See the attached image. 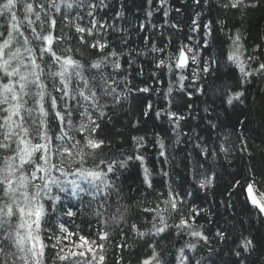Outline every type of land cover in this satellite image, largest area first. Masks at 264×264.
<instances>
[{
    "label": "snow or ice",
    "instance_id": "snow-or-ice-1",
    "mask_svg": "<svg viewBox=\"0 0 264 264\" xmlns=\"http://www.w3.org/2000/svg\"><path fill=\"white\" fill-rule=\"evenodd\" d=\"M145 4L143 22L130 28L127 5L116 10L109 0H0V264H108L109 259L112 264H131L124 251L138 244L145 249L138 264H212L221 244L234 257L227 264H255L251 257L264 248V237L253 236L243 220L228 212L239 193L264 227V148L249 142L248 121L238 118L231 126L235 141L232 132L219 130L226 125L215 122L218 116L207 119L206 141L194 129L192 135L182 130L197 118L196 99L223 92L227 104H244L249 80L264 83V29L251 43L245 35H252L248 23L252 15L264 14V0H191V4L181 0L179 5L173 0H145ZM193 6L196 12L188 17L187 42L172 45L173 35L183 31V14ZM213 8L220 18L203 19L205 10ZM157 12L165 18L159 25L152 20ZM229 14L240 20V27L232 25L234 31L228 29ZM133 31L139 47H133ZM217 32L227 37L226 49L215 43ZM212 47H220V54L206 55ZM145 63L151 66L141 81L145 86L134 85L137 77L145 76ZM221 64L238 69L234 84L222 82ZM177 85L183 106L175 103ZM133 93L160 95L168 101V107L159 109L146 103L132 127L138 128L150 115L161 119L176 136L171 145L154 133L151 140L131 136L130 152L112 151L113 138L104 132L106 122L113 121L117 106ZM213 129L217 139L212 138ZM182 142L193 145L196 161L191 163L192 153L185 150L190 180L178 183L170 148ZM152 147L156 158L170 167L149 166ZM236 152L251 166L245 165L243 179H234L228 186L231 190H226L228 199L219 202L227 213L221 224L195 201L200 192L217 187V157L230 161ZM133 162L143 185L134 205L127 202L121 181ZM85 208L97 225L91 240L76 225ZM201 220L215 223V229L207 230ZM172 229L176 237L192 239L166 261L162 242ZM236 232L241 239L230 247ZM201 250L205 254L198 259L188 254Z\"/></svg>",
    "mask_w": 264,
    "mask_h": 264
},
{
    "label": "trees",
    "instance_id": "trees-1",
    "mask_svg": "<svg viewBox=\"0 0 264 264\" xmlns=\"http://www.w3.org/2000/svg\"><path fill=\"white\" fill-rule=\"evenodd\" d=\"M109 3L113 5L114 9L119 10L122 4H126L127 7L125 9L126 17H127V25L131 28L137 21L143 22L144 20V12L143 8H146L145 0H109ZM173 3L179 5L181 0H173ZM188 3L191 4V0H188ZM196 9L193 6L190 11H185L182 16V26L183 31L179 33L178 37L173 35V39L171 41L172 45L177 43V40L187 42L185 40V34L188 33V17L190 15H195ZM108 15H112V12L109 11ZM220 13L217 9L213 8L212 11L205 10L203 14V19H219ZM165 18L162 17L160 13H155L152 17L153 22L158 25L163 22ZM228 29H232V25L234 24L236 27H240V20L238 16L228 15ZM249 24L252 25L251 32L252 35H249L247 32L245 33L248 42L251 43L255 38V33L261 29H264V14L260 12L254 13L250 18ZM248 25L246 24L245 27ZM169 35V33H165V36ZM131 39L135 41L133 47H139V39L137 38L135 32L133 31ZM158 45L160 44V40L156 39L155 41ZM215 43L217 45H222L223 48H227L229 41L223 32L215 33ZM220 47H212L207 52L206 55L211 54H220ZM151 66L147 63L144 64L145 76L137 77L134 81V85L145 86L141 83L142 79H147V74L150 71ZM220 73L223 76V83H232L234 84L235 79L239 76V71L234 66H220ZM249 90L248 97L249 99L244 104H239L234 101L233 105H229L226 102V97L223 92L217 93L215 96L209 97H200L196 99V104L193 106L194 112L197 114V118L194 120H190L187 126H183L182 130L184 132L192 135L191 129L195 130L196 134L202 136L205 141L208 138L207 131V119H214L218 116L219 120L215 122L219 125L221 121L226 127L220 128L219 130L224 133L232 132V125L236 124L237 119L247 120L249 125V136L251 137L250 143L254 144L258 148H264V144H261V139L264 138V132L261 130V122L264 120V104L261 103V97L264 96V83H260L259 79L255 83H252L249 80ZM161 89L165 88V84L161 83ZM178 85L174 88L173 96L176 98L175 103L177 105L183 106L185 103V99H181L180 94L177 92ZM192 99H195L193 97ZM151 103L157 109L161 107H168V101L163 99L160 95H149V94H139L133 93L132 96L129 97L127 102H124L122 106H117L116 112L113 116V121L111 123L106 122V127L104 128L105 134L111 136L113 138V152H116L117 149H123L125 151L130 152V137L137 135H145L148 140L153 139L154 133H159L162 136H165L166 144L171 145L173 141H175L176 136L174 133L168 131L169 125L165 123L161 119H154L150 116L144 117L141 125L138 128L132 127L133 119L140 118L141 108L146 104ZM208 107L210 109L209 113H205L203 109ZM183 124V122H182ZM239 128V125H237ZM167 132V135L165 134ZM217 130H212V138L217 139ZM181 141H186V138L181 136ZM236 140V133L232 132V141ZM192 153L191 163H195L196 161V150H194L193 145L190 142H182L176 145L174 148H170L172 155L176 157L175 160L172 161V164L175 165L176 174L180 177L178 183H183L185 180H190V178L186 175L185 170V155L186 151ZM156 148L152 147L148 150V158H149V166L154 167L155 169H159L160 167L168 168L169 165H165L162 163V159L158 160L156 158ZM111 155L112 153H108ZM241 154L236 152L235 155L230 157L229 160H224L222 155L217 157V161L214 165V170L217 175L216 184L217 187L213 189L209 193L200 192L199 198L196 199L195 203L197 205L203 206L204 208H208L210 210V214L214 221H219L221 224L223 223V218L227 215L225 212V206L220 201H225L228 199L226 190L229 189V185L232 183L234 179H243V175L245 172V165L251 166V162L249 159L240 160L238 157ZM171 159V157H170ZM262 165L261 158L259 152L256 153V167L260 168ZM207 167V165L205 166ZM160 177L154 176L155 181H159ZM121 181L123 184L124 195L127 199V202L130 204H135V202L140 199L141 192L143 190V185L141 184V175L140 170L137 166H135V162L131 163L129 168L124 171L121 176ZM158 186V185H157ZM187 186V185H185ZM131 189V190H129ZM233 201L235 202L234 208H229L228 212H231L237 216L238 219H241L245 222V227L251 230L253 236L257 238L264 237V227L261 226L260 220L255 216L250 214V205L245 204L244 196L237 193L234 196ZM72 204H76L75 200L71 201ZM65 204H68V201H65ZM255 209H252V212H255ZM231 219V217H229ZM201 223H205L207 230L212 231L215 229V223H208L205 220H201ZM76 225L81 230L82 234L88 237V239L95 238V230H96V222L94 217L90 214V211L85 208L84 214L79 216L76 219ZM110 228H114V225H109ZM117 231H119L117 229ZM171 235L168 239H165L162 242V247L167 255L164 256L166 261H170L172 259V254L175 253L176 249L180 247L185 240L192 239L187 236L180 238L175 236V230H170ZM244 235H248V232L245 231ZM241 239L240 233L236 232L233 234L232 238L229 241L230 247H235L236 244ZM116 242H120L117 240ZM108 245H106V249ZM223 249V250H222ZM145 254V249L143 244H138L134 250H125L124 257L125 260H130L131 264H138L141 256ZM188 254L193 257V259H198L201 255L205 254L204 250L198 251L196 253H192L188 251ZM109 257L112 256L111 250L108 251ZM119 255V252H117ZM230 259H234V257H230L228 253V249L224 247V245L217 246V254L211 257L212 264H227ZM251 260L255 262V264H264V248L258 250L252 257ZM108 264H112L111 259H109Z\"/></svg>",
    "mask_w": 264,
    "mask_h": 264
}]
</instances>
